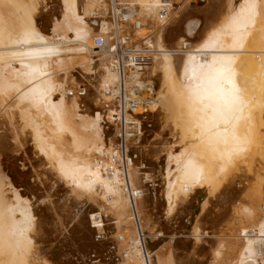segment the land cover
<instances>
[{"label":"bare ground","instance_id":"obj_1","mask_svg":"<svg viewBox=\"0 0 264 264\" xmlns=\"http://www.w3.org/2000/svg\"><path fill=\"white\" fill-rule=\"evenodd\" d=\"M191 1L0 0V113L19 117L51 180L63 182L74 202L47 204L43 172H35L33 201L28 173L7 164L0 136L7 161L0 166V264H48L40 246L57 223L79 237L84 259L113 258L100 247L99 215L78 220L76 200L85 196L121 224L123 264H185L182 250L205 238L216 240L215 262L264 264V0H230L223 12L214 3L204 17L193 14ZM160 121L175 141L159 189L140 154ZM151 199L164 204L167 219L196 217L188 237H169L168 257L164 241L143 230ZM193 208L215 234L197 225ZM161 230L156 236H165Z\"/></svg>","mask_w":264,"mask_h":264},{"label":"rangeland","instance_id":"obj_2","mask_svg":"<svg viewBox=\"0 0 264 264\" xmlns=\"http://www.w3.org/2000/svg\"><path fill=\"white\" fill-rule=\"evenodd\" d=\"M192 1H195V0H192ZM191 1V2H192ZM210 2V4L209 3H207V0H197L196 1V3L195 4H193L192 5V7H189V9L190 10H192L194 13V15H201V16H203L204 17V13L207 11V10H210V8H215L216 7V5H218L219 6V9H220V11L221 12H223L224 10H225V4H223L222 5V3H226L227 4V2H229L230 0H209ZM226 1V2H225ZM235 2V1H234ZM240 2H241V0H236V2L234 3L235 5H238V4H240ZM214 3H216V5L214 4ZM207 5H209V6H207ZM225 5V6H224ZM53 6V5H52ZM194 6H196V7H194ZM224 6V7H223ZM55 7V6H54ZM53 7V8H54ZM194 7V8H193ZM223 9V11H222V9ZM193 8V9H192ZM195 9V10H194ZM219 9H218V12L219 13H221L220 11H219ZM197 11V12H196ZM211 11H214V10H211ZM48 12V14L49 15H53L54 14V11L52 10V9H50L49 11H45V13H47ZM44 13V15H46ZM42 14H43V12H42ZM216 18H218V21H216L217 19ZM211 20H212V22L215 24V23H219V17L218 16H216V15H214V17H211ZM81 84H82V82H80ZM79 84V83H78ZM83 84L84 85H86L85 84V82H83ZM75 85V84H74ZM87 86V85H86ZM4 112V111H3ZM0 113V116H1V119H0V128L2 129H4V127H5V131H2L1 129H0V136L2 137L3 136V138H5L4 140L5 141H7V142H5L4 144H7L8 146H7V148H6V145H5V148H6V154H4V156H6L5 158H3L2 156L0 157V166H2V164H6V162L8 161V163L7 164H12L11 166L13 167V168H15L17 171H23L25 174H27V177H28V179H30L28 182L30 183V185H32L33 186V188H32V190H33V197H31L32 199H33V201H35V172H36V174L38 173V175L39 174H41L42 172V174H41V176L39 175V182L41 183H39L38 181V185H39V187H40V190L43 192H39L40 194H41V196L43 195V197L46 195V199H48L47 200V204H51V203H55L54 205H56V207L57 206H59V204H62L63 203V201H67L68 203H71V202H73V198H70L71 196V192H70V194L68 193V190H69V188L63 183V182H61V183H57V180H56V182H55V178H52V180H51V175L50 174H48L47 172H48V170L50 169V167L47 165V166H45L46 164V162H42V160H40V159H42V157L41 156H39V155H37L36 154V152L34 153V146H33V144L30 142V138H29V135H28V133H29V131H28V128H27V130L26 129H23L25 126L23 125H21V124H23L22 123V121L19 119V117H17V115H16V117H15V115L13 114L12 115V119H10L9 120V118L6 116V112H4V113ZM2 114V115H1ZM5 114V115H4ZM3 115L5 116V119H7L6 120V122H5V120L3 119ZM14 117H15V119H14ZM14 119V120H13ZM3 120V121H2ZM14 122H13V121ZM165 120V119H164ZM8 121H11V122H13V123H11V122H9V123H7ZM16 121H17V123H16ZM1 122H3V123H5V124H2ZM10 123L11 124H13V127H15L14 126V124L16 125V126H18L19 124H20V126H18V133L19 134H22V136H20V138H19V140H18V142H17V140L15 139L16 137V131L14 130L15 128H17V127H15V128H11L12 126H8L7 127V125H10ZM163 123V124H162ZM161 123V121L159 122V123H157L156 124V126L154 125V127H153V129H152V131H153V133L151 132V135H150V137H149V135L146 137V139H144V141H143V144L141 145V151L143 152V154H142V152H141V154H140V160H141V162H143V163H141L142 164V166H143V168L144 169H142L143 170V172H145L144 174H147V180H149V181H156V184H157V187H158V185H160L158 188L160 189V188H162V179H163V177H161L162 175V172L163 171H161V174H160V170H162L163 169V167L165 168V158H166V156L165 155H167V151L169 150V148H170V145L175 141V139H173L172 138V136H170V135H168V127H167V123H165V122H162ZM165 123V124H164ZM1 125H5V126H3V127H1ZM153 124H151V126H152ZM151 126H148V129L147 130H151ZM8 128V129H7ZM20 128V129H19ZM22 128V129H21ZM26 128V127H25ZM155 128V129H154ZM6 130L8 131V132H6ZM14 131L13 133L14 134H11L12 133V131ZM25 132H24V131ZM10 131V132H9ZM22 131H23V133H22ZM5 132V133H4ZM26 132H28V133H26ZM155 132V133H154ZM26 133V134H25ZM2 134V135H1ZM25 134V135H24ZM149 134V133H148ZM26 135H28V136H26ZM13 138H14V140H13ZM162 138V139H161ZM21 139V140H20ZM21 141V142H20ZM148 141V142H147ZM163 141V142H162ZM169 141V142H168ZM22 145V147H21V145ZM164 143V144H163ZM146 146V147H145ZM9 147V148H8ZM21 147V148H20ZM142 147H144V148H142ZM157 147V148H156ZM4 148V149H5ZM159 148H160V150H159ZM162 148H163V150H162ZM168 149V150H167ZM158 150V151H157ZM3 152V151H2ZM155 152V153H154ZM159 152H161L162 153V155H161V153L159 154ZM25 153V154H24ZM10 155H11V157H10ZM25 155V156H24ZM9 156V157H8ZM141 156H143V157H141ZM9 158V159H8ZM26 158V159H25ZM144 158H146V161L148 160V162H146L145 161V159ZM7 160L6 162H4L5 160ZM17 159H19L18 161H17ZM29 159V160H28ZM39 159V160H38ZM11 160V161H10ZM16 162H14V161ZM146 162V163H144V161ZM163 162H162V161ZM13 161V162H12ZM40 161V162H39ZM10 162H12V163H10ZM13 163H14V165H13ZM23 163V164H22ZM44 164V165H43ZM145 164V165H144ZM152 164V165H151ZM4 165H3V167H4ZM147 165H149V167H147ZM151 165V166H150ZM10 166V165H9ZM10 166V167H11ZM17 166H18V169H17ZM25 166V167H24ZM32 166H35V167H32ZM156 166H158V167H156ZM9 167V168H10ZM44 167H45V169L47 170L48 169V167H49V169L47 170V172H46V170L44 169ZM151 167V168H150ZM22 168V169H21ZM155 168V169H154ZM25 169V170H24ZM35 169V170H34ZM148 169V170H147ZM150 169V170H149ZM147 170V171H146ZM154 170V171H153ZM44 172H46V173H44ZM142 172V171H141ZM151 172V173H150ZM30 173V174H29ZM155 173V174H154ZM45 175V176H44ZM152 175V176H151ZM31 176V177H30ZM154 176V177H153ZM53 177V176H52ZM44 178V179H43ZM50 180H49V179ZM146 178H145V180H146ZM41 180H43V181H41ZM62 183H63V185H62ZM148 183H152V182H148ZM46 184H47V186H46ZM45 185V186H44ZM42 186H43V188H42ZM65 186V190H63L64 187ZM62 187V188H61ZM151 187V184L149 185V188ZM59 188V189H58ZM62 189V190H61ZM59 190V191H58ZM61 190V191H60ZM63 191V192H62ZM64 191H65V193H64ZM59 193V195H58V193ZM158 192H159V190H158ZM69 194V196H67V197H65L66 195H68ZM156 194H159V200L162 198V194L159 192V193H156ZM161 194V195H160ZM48 195V196H47ZM51 196V197H50ZM59 196V197H58ZM62 197H64V198H62ZM61 198V199H60ZM45 199V198H44ZM50 199H52V200H50ZM59 199V200H58ZM64 199V200H63ZM152 199H155L154 197L152 198ZM151 199V201L149 202V203H147V205L146 206H144L143 208H142V210H143V216H142V226H143V230L145 231V233H146V236L147 235H149L148 237H150L151 236V239H152V241L153 242H155V241H164V245H163V247L166 249V251L168 250L169 251V245H172L173 246V244L170 242L171 241V238H169L170 236H172V235H174V234H177V233H179V232H183L184 231V235L186 236V234H187V237L189 236V233L191 232L190 230V227L193 225V223L195 222V220H196V217H192V214H190V213H188V212H185L184 213V216L182 215V218H180V217H174V219H173V217H169V219H167V217L165 218V216L163 215V214H165V212H163L164 211V207H163V203H161L162 202V200H160L161 202V205L159 206L158 205V207H156L155 206V204H154V202H153V200ZM51 201V202H50ZM54 201V202H53ZM77 202H79L78 203V214H77V216H78V220H83V219H90L91 217H88V215H90V216H92V215H99V217H100V222H99V224H101L102 226H103V228H105L101 233H102V235H101V239L102 240H100V242H101V248L102 249H104L105 251V253H106V256L108 255V253H109V255L111 254V252H112V255H111V257L113 256V258H111V259H109V260H107V259H103V256L102 255H100V254H98V255H89L88 257H86L85 259H84V254L80 251V250H78L79 249V247H78V245H79V241H78V236L77 235H75L74 237H67L68 235V233H64L63 232V229L60 227V226H58V223H57V226H55L52 230H51V234H50V232H49V237H48V239H49V242H46V243H43V244H41V246H40V248H41V250H42V253H43V255H44V257L46 258V262L48 263V264H118V262H119V264H123V262H121V254L120 253H124L123 251H120V247H121V244H119L120 242H121V236L119 235V229H120V227H121V224H119V222H114V218H112V215L110 214V211H109V209L103 204V202H96V201H94V200H92L91 198H89V196H85V197H80L79 198V201H78V199L76 200ZM50 202V203H49ZM57 202H60V203H57ZM197 201H195L194 202V204L196 205V206H198L197 205V203H196ZM74 203V202H73ZM163 204V205H162ZM46 205V204H45ZM48 205V206H49ZM162 206V207H161ZM58 208V207H57ZM157 208H160V209H158L157 210ZM219 208V207H218ZM163 209V210H162ZM193 209H195V214H197V215H199L198 213H196V212H198V209L197 208H193ZM192 209V210H193ZM197 209V210H196ZM220 209V208H219ZM146 210V211H145ZM162 210V211H161ZM59 211V210H58ZM60 212V211H59ZM93 212H95L94 214H93ZM161 212V213H160ZM92 215H91V214ZM162 214V215H161ZM87 215V216H86ZM202 215H203V213H202ZM164 216V218H162ZM204 216V215H203ZM202 216V217H203ZM106 217V218H105ZM191 217V218H190ZM201 217V215H199V217H198V223H197V225H199V224H203V229H205V230H208L209 231V228L207 229L206 227H205V224L204 223H202L201 221V223H199V220L201 219L200 218ZM102 218V219H101ZM104 218H105V221H104ZM172 218V219H171ZM178 218H180V219H178ZM186 219V223L184 224V223H182V219ZM200 218V219H199ZM204 218V217H203ZM202 218V219H203ZM114 219V220H113ZM101 220H102V222H101ZM168 220V221H167ZM172 220V222L170 223V221ZM188 220L190 221V222H188ZM204 220H205V218H204ZM218 220V219H217ZM103 221H104V223H103ZM177 221V222H176ZM181 221V222H180ZM109 222H111V223H109ZM114 224H113V223ZM167 222V223H166ZM204 222V221H203ZM91 223V222H90ZM90 223H88L89 224V226H92ZM103 223V224H102ZM205 223H206V220H205ZM213 223H214V221H213ZM169 224H172V225H169ZM191 224V226H189ZM207 224H208V226L207 227H209L210 225L209 224H211V222L210 223H208L207 222ZM165 225H167V227L165 226ZM183 225V226H182ZM187 225V226H186ZM169 226H171L172 228H170ZM72 227V226H71ZM160 227V228H159ZM169 227V228H168ZM183 227V228H182ZM211 227H213V226H210V228ZM159 228V229H158ZM181 228V229H180ZM187 228V229H186ZM71 229V228H70ZM161 229H163V231L161 230ZM213 229V230H212ZM212 229H210V233H211V235H213V234H215L217 231H218V228L217 229H215V227L214 228H212ZM60 231V234H59V231ZM162 231V233L163 234H165V236L163 237H159V236H156L158 233H159V231ZM57 231V232H56ZM158 231V232H157ZM187 231V232H186ZM216 231V232H215ZM62 232V233H61ZM58 233V234H57ZM213 233V234H212ZM95 235V234H94ZM93 235V240H95V236ZM56 236H58L57 238H56ZM156 236V237H155ZM153 237V238H152ZM53 239H54V241H53ZM181 239V238H180ZM200 239H204V238H200ZM205 239H207V240H205ZM204 240H205V243H204V241L203 240H200V243H203V244H201V246H200V248L198 249L197 248V246L196 245H198V244H195V246L194 245H188L187 243L185 244V242H184V244H185V246L186 245H188V246H184V244H183V242H182V245L185 247L184 248V250H182L183 252L181 253V258L183 259V262L185 261V259H186V261L184 262L185 264L187 263L188 264V262H189V264H221L223 261H221V263H220V261L219 262H215L214 261V251H213V249H215L214 247V244H216L214 241H216L215 239H210L209 240V238H205ZM120 240V241H119ZM175 240H176V242L178 243L179 241V238H177V237H175ZM211 241V242H209V241ZM51 241H53V242H51ZM96 241V240H95ZM198 242H199V240H197ZM203 241V242H202ZM99 242V243H100ZM197 242V243H198ZM206 242H209L210 244L212 243V242H214L213 244H207ZM167 243V245L165 246V244ZM241 243V241L240 240H238V244H240ZM104 244V245H103ZM209 245H210V247H209ZM103 246V247H102ZM177 246V245H176ZM208 246V247H207ZM78 247V248H77ZM111 249H110V248ZM161 248L160 250H163V251H161V253H160V251H159V253L162 255L163 254V252L165 251V249L164 248ZM197 248L198 250H196L195 248ZM207 248L206 250H205V248ZM239 247V246H238ZM237 247V248H238ZM168 248V249H167ZM177 248V247H176ZM179 248V247H178ZM177 248V249H178ZM193 248L197 251H195V253H194V251H193ZM208 248H210V249H208ZM48 249V250H47ZM186 249H187V251H186ZM239 249V248H238ZM201 250V251H200ZM209 250V251H208ZM109 251V252H108ZM168 251H167V254L166 255H162L163 257L164 256H167L168 255ZM191 251H192V253H191ZM81 252V253H80ZM108 252V253H107ZM185 252V253H184ZM186 253L188 254V255H186ZM83 254V255H82ZM193 254H196V255H193ZM206 254V255H205ZM213 255V256H212ZM118 258H117V257ZM120 256V257H119ZM186 256V257H185ZM195 256V257H194ZM211 257V261H210V257ZM115 257V258H114ZM168 257V256H167ZM167 257H165V258H167ZM188 257H189V260H188ZM191 257H193V258H191ZM87 258H88V260H87ZM109 258V257H108ZM214 258V259H213ZM89 259H91V260H96L97 259V261H91V260H89ZM164 259V258H163ZM191 259V260H190ZM84 260V261H83ZM115 260H118V261H115ZM91 262H93V263H91Z\"/></svg>","mask_w":264,"mask_h":264},{"label":"built area","instance_id":"obj_3","mask_svg":"<svg viewBox=\"0 0 264 264\" xmlns=\"http://www.w3.org/2000/svg\"><path fill=\"white\" fill-rule=\"evenodd\" d=\"M96 45L98 46V48H100L103 45L102 40H97Z\"/></svg>","mask_w":264,"mask_h":264}]
</instances>
